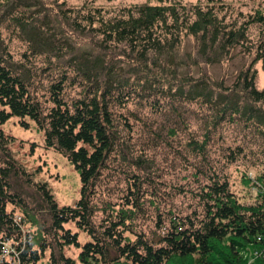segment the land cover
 <instances>
[{
	"label": "trees",
	"instance_id": "1",
	"mask_svg": "<svg viewBox=\"0 0 264 264\" xmlns=\"http://www.w3.org/2000/svg\"><path fill=\"white\" fill-rule=\"evenodd\" d=\"M252 26L258 30L257 39L250 35ZM4 33L23 41L32 57H55L59 71L49 85L47 98L40 99L37 94L36 71L40 67H29L1 51ZM73 33L91 44L70 42ZM188 37L194 40V54L182 51V42ZM237 50L254 55L251 65L260 61L264 71V11L235 12L223 0L194 4L160 0L110 8L95 4V0L79 6H68L65 0H0V264H37L40 251L45 250L50 251V264H76L64 255L63 248L70 245L80 248V264H168L175 257L192 256L201 258L200 264H220L209 258L212 253L220 254L214 242L228 252L221 257L222 264H246L252 257L257 264H264V171L256 178L254 187L260 188H255L259 194L254 201L240 202L227 178L207 162L206 141L205 145L191 143V155L201 158L194 165L195 185L175 188V194L189 193L197 199L193 210L180 215L166 208L165 220L157 214L156 226L163 233L153 238L137 235L127 223L142 213L146 202L155 205L169 193H159L151 174L155 171L152 160L127 156L129 145L121 140L118 130L126 120L113 109L133 96L144 99L149 95L135 90L128 78L117 72V63L125 61L146 70L199 62L217 65L232 60ZM28 54L23 57L29 59ZM251 65L236 77L243 82L245 103L218 95L223 106L215 108V121L207 124L216 127L218 120L232 118L241 110L264 144V88L254 86L256 71H251ZM191 81L189 76L184 79ZM66 85L82 86L81 95L67 97ZM207 87L205 84L204 90H198L191 86L187 93L182 89L179 93L190 100L203 98L213 106V91ZM10 117L20 119L25 126L30 119L42 131L44 145L62 153L78 172L81 190L74 206H58L46 183L37 185L34 199L20 191L14 180L25 172L13 159L10 137L2 130ZM173 117L176 124L183 120L178 113ZM260 151L264 153V147ZM242 154V148L232 150L228 162H235ZM116 160L122 162L119 172L128 185L126 196L117 209L105 203L98 229L93 218L99 207L92 199L103 174L111 175ZM43 214L48 223L39 218ZM68 223L85 231L90 239L80 245L77 233L64 227ZM31 225L37 227L38 236L31 233ZM49 235L52 241L46 239ZM242 251L250 254L246 260Z\"/></svg>",
	"mask_w": 264,
	"mask_h": 264
},
{
	"label": "rangeland",
	"instance_id": "2",
	"mask_svg": "<svg viewBox=\"0 0 264 264\" xmlns=\"http://www.w3.org/2000/svg\"><path fill=\"white\" fill-rule=\"evenodd\" d=\"M86 1L65 0L68 6H79ZM159 1L95 0V4L110 8L145 2L156 4ZM178 1L183 4H194L204 0ZM223 1L232 7L235 12L241 11L245 14L256 9L264 11V0ZM56 9L54 8L52 11L54 12ZM249 32L252 38L257 39L258 30L256 27L252 26ZM70 39L72 40H69L70 42L79 43L80 41L82 45L91 44L86 43L76 33L71 34ZM181 48L185 53L194 54V40L189 37L185 38ZM3 50L9 52L15 61H23L28 66L33 64L34 68L40 67L39 71H36L37 94L40 99L47 98L49 85L59 71L55 57L46 55L32 57L27 52V45L15 35L9 33L3 34L1 51ZM24 53L28 54L29 59L23 57ZM253 57L254 55L243 54L237 50L234 52L232 60L217 65H205L203 62H199L194 66L185 64L187 66H181V68L165 66L164 68H152L151 70L139 68L135 64L125 61L117 63V72L125 75L135 90L143 93L147 92V95H149L144 99L133 96L131 101L128 100L113 109L116 115L126 120L124 124L119 126L118 130L121 140L129 145L131 156L130 154L127 156L132 160L133 154L142 155L143 158L152 160L155 171L151 174L157 184L156 187L159 189V193H169V196L165 195L155 205L146 202L141 208L142 213L139 212L138 217L131 222L127 221L129 223L128 228L137 235L153 238L155 235L162 234L163 230L156 226L157 214L165 220L166 208L173 209L180 215H186L197 205V199L192 198L189 193L175 194L177 186L190 189L195 185L193 182L196 171L194 165H197L196 162H200L201 158H196L194 154L191 155V152L194 151H192L191 144L193 141L201 145L206 141V145L205 143L203 145H205L207 162L212 165L219 175L221 174L227 178L231 190L236 193L240 202L244 204L252 203L255 196L259 194L254 184L256 178L264 171V153L260 151L264 144L260 143V139L254 135V125L249 116H243L240 110L239 114H234L232 118L227 116L222 120H218L216 127L212 123L207 124L211 120L215 121L213 118L215 108L218 109L223 106V104H219L221 98L218 95L224 94L229 99H238L240 103H245L244 92L242 91L243 82L237 79V75L241 70H246L252 64ZM115 58H119V56H115ZM34 68L31 67L33 71L36 70ZM253 70L256 71L254 86L257 89H263L264 71L261 68L260 61L253 66L251 65V71ZM186 76L191 77L193 81L184 82ZM205 84L208 85V89L213 91V106L206 104L203 98L190 100L186 94L181 96L179 93L181 89L187 93L191 86H195L198 90H204ZM218 84L223 85V87L218 88ZM81 87L66 85L65 95L67 97L80 96ZM174 113L182 116L183 120L176 124L173 117ZM26 122L27 125L25 126L20 119L10 117L2 124L3 132L10 137L8 147L11 155L25 172L18 181L14 180L15 184L18 183L23 194L31 195L34 199L38 195L37 185L46 183L58 206H74L80 197L81 190L78 172L62 153L48 149L44 145L42 131L30 119H26ZM237 148H242L243 154L235 162L229 163L228 155L232 150L236 151ZM186 157H188L187 160ZM116 161L111 165L113 167L111 175L103 174L98 184V193L96 192L92 199L93 203L99 207L96 208L93 218V224L98 229H100V224L105 215V212H103L104 206H106L105 203H108L110 207L113 206V209H117L122 205V201L126 196L128 185L123 180L124 176L119 172L122 162L120 160ZM32 197L28 199L33 203L35 200L33 201ZM109 211L110 209H107V212ZM40 217L45 219L47 223L49 222L45 214L40 215ZM26 226L29 227V224H26ZM64 227L77 233L80 245L90 239L85 231L78 230L72 223L65 224ZM30 231L38 236L35 225H31ZM124 234L128 235L131 240L135 239V236L129 232ZM46 239L52 241L50 235ZM213 244L220 254L212 253L209 258L222 264L221 257L228 256V252L222 244L217 242ZM63 250L66 257H70L75 260L76 264H80L78 260L80 248L70 245L69 247L65 246ZM248 252H241L244 260L249 257ZM49 254V250L40 251L41 256L37 264H50ZM6 259L9 260L10 258L7 257ZM200 261L201 258L198 256L182 259L175 257L168 264H200ZM246 264L257 263L252 257L249 261H246Z\"/></svg>",
	"mask_w": 264,
	"mask_h": 264
}]
</instances>
